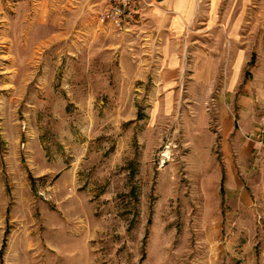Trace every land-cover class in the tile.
Masks as SVG:
<instances>
[{
    "label": "rangeland",
    "instance_id": "1",
    "mask_svg": "<svg viewBox=\"0 0 264 264\" xmlns=\"http://www.w3.org/2000/svg\"><path fill=\"white\" fill-rule=\"evenodd\" d=\"M112 3L0 0V264H264V179L242 196L220 152L222 110L259 102L264 0H201L178 69L147 10L101 24Z\"/></svg>",
    "mask_w": 264,
    "mask_h": 264
},
{
    "label": "crops",
    "instance_id": "2",
    "mask_svg": "<svg viewBox=\"0 0 264 264\" xmlns=\"http://www.w3.org/2000/svg\"><path fill=\"white\" fill-rule=\"evenodd\" d=\"M143 2V10L148 11V16L153 19L151 23L159 31L158 35L152 34L148 38L152 41L169 43L161 50V58L167 60V66L170 69H178L182 65L180 60L185 51L182 48L176 49L173 36L186 33L187 28L196 22L202 10L201 0H143ZM242 23L243 20L238 19L235 25L240 27ZM231 55L229 58L234 59V62L227 77V90H235L245 84V68L249 63L243 51L238 50ZM251 73L253 79L245 87L259 96V102L249 98H244L240 102L237 125L232 122L227 109L222 110L220 114L222 126L220 152L226 186L235 187L242 196L245 185L242 182L241 173L248 177L258 172L260 175L257 178L264 179L261 174L264 171V148L254 140V135L262 124V112L258 109V105L261 106L264 102V62H257ZM211 170L218 172L217 177L221 175L220 169H216L215 165H212Z\"/></svg>",
    "mask_w": 264,
    "mask_h": 264
},
{
    "label": "built area",
    "instance_id": "3",
    "mask_svg": "<svg viewBox=\"0 0 264 264\" xmlns=\"http://www.w3.org/2000/svg\"><path fill=\"white\" fill-rule=\"evenodd\" d=\"M109 8L101 15V24H110L116 31L127 33L141 13L143 0H112ZM254 140L264 148V108L262 125Z\"/></svg>",
    "mask_w": 264,
    "mask_h": 264
},
{
    "label": "trees",
    "instance_id": "4",
    "mask_svg": "<svg viewBox=\"0 0 264 264\" xmlns=\"http://www.w3.org/2000/svg\"><path fill=\"white\" fill-rule=\"evenodd\" d=\"M222 192H224V188H222Z\"/></svg>",
    "mask_w": 264,
    "mask_h": 264
}]
</instances>
